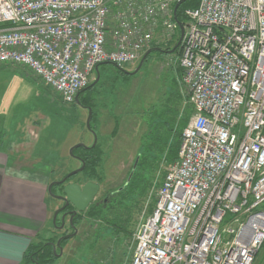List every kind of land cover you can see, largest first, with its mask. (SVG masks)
<instances>
[{"label": "built area", "instance_id": "1", "mask_svg": "<svg viewBox=\"0 0 264 264\" xmlns=\"http://www.w3.org/2000/svg\"><path fill=\"white\" fill-rule=\"evenodd\" d=\"M121 1L0 0V66L74 103L96 66L135 65L178 27L171 0ZM133 5L167 19L153 27ZM121 15L123 37L109 40ZM183 15L177 66L193 113L129 264H253L264 244V0H199Z\"/></svg>", "mask_w": 264, "mask_h": 264}, {"label": "rangeland", "instance_id": "2", "mask_svg": "<svg viewBox=\"0 0 264 264\" xmlns=\"http://www.w3.org/2000/svg\"><path fill=\"white\" fill-rule=\"evenodd\" d=\"M176 2L177 0H171L168 8L173 9ZM128 13L140 17L147 15L154 23L153 27L160 23L158 21L160 17L163 20L167 19L166 12L150 13L144 5H133ZM124 17L126 16H119L116 27L109 33V40L115 39V36L117 39L123 37L120 25ZM179 34V27L165 28L163 33H157L154 44L149 48L171 49L176 44ZM139 36L135 33L130 35L131 38ZM177 56L178 52L166 55L151 52L134 74L125 73L111 63L102 64L99 66L96 83L85 89L78 98L79 101L72 104L60 100L56 92L46 86L41 79L32 76L29 71L11 64L0 66L12 69L25 78L13 74L0 76V109H10L24 98L32 95L35 97L39 89L37 82L55 111L62 118L75 123L77 128L69 138H75L77 131L82 132L83 138H87L90 132L86 127L89 110L83 106L90 104L93 113L90 128L97 135L96 143L101 151V161L94 173L86 171L76 174L71 177L72 182L83 183L92 179L100 186L101 192L115 191L127 185L131 167L138 159L135 173H140L146 183L145 188L148 186L143 197L139 196L141 189L131 192L130 187H127L112 205V210L100 212V218L89 217L90 210L86 209L83 212L79 235L62 245L61 255L56 251L58 256H55L56 260L52 264H129L138 223L147 217L152 203L155 205L158 185L164 172L175 162H170L168 148L180 138L193 113L190 90L182 83V69L177 67ZM136 67L137 65L124 66L122 69L133 72ZM96 78L95 74L91 83ZM90 94V101H85L84 98ZM1 118L3 117L0 115ZM97 126H100L99 132L95 129ZM88 139L83 144L88 146L92 144L91 135ZM79 166L80 162H76L74 166L70 161L68 165L62 166V169L67 167L63 173L66 175ZM47 201L50 211H53L55 200L49 197ZM103 218L113 222L116 218L123 224L126 223L128 234L113 232L112 226L106 224ZM253 264H264V244L255 256Z\"/></svg>", "mask_w": 264, "mask_h": 264}, {"label": "crops", "instance_id": "3", "mask_svg": "<svg viewBox=\"0 0 264 264\" xmlns=\"http://www.w3.org/2000/svg\"><path fill=\"white\" fill-rule=\"evenodd\" d=\"M12 74L24 78L12 69L0 68V76ZM36 84L39 89L35 97L0 109L4 112L0 114V264H27L25 256L32 244L59 235L53 222L54 210L50 211L47 201L49 197L54 200L48 186L65 176L67 167L62 166L80 162L70 153L68 156L69 149L87 142L90 135L93 140L91 132L83 138L80 131L69 138L77 128L75 123L62 118ZM90 98L91 94L84 100ZM95 129L99 132L100 126Z\"/></svg>", "mask_w": 264, "mask_h": 264}, {"label": "trees", "instance_id": "4", "mask_svg": "<svg viewBox=\"0 0 264 264\" xmlns=\"http://www.w3.org/2000/svg\"><path fill=\"white\" fill-rule=\"evenodd\" d=\"M198 3H199V0H186L184 3H182L180 5V7L177 10V19L181 24H183L184 20H185L184 15H183L184 10L187 8H195L198 5ZM153 52H158V51H153ZM174 52L179 53V48L177 51L175 50ZM158 53H162V54L166 55V53H163V52H158ZM137 64H138V62H137ZM137 64H135V66ZM89 85H87L85 88H87ZM85 88L80 90V92H79L80 95L82 94V92L84 91ZM177 94L179 95L178 91H177ZM89 101H87V102H89ZM80 104H81V102H80ZM87 105L89 107H91L89 103H87L85 106H87ZM91 118H92V116H91ZM168 136H170V135H168ZM180 140H181V135H180V138L177 141H174L170 145V147L168 148L167 152L169 153L168 155H170L169 156L170 162H174L177 159V153H178V147L180 144ZM72 154L74 156L80 157L84 161L85 168L82 172L90 171V173H94V171H96V168L100 164V161H101V151H99V147H98L97 143L94 147H91L89 149H85L83 147L75 148V149H73ZM144 163H146V162H144ZM139 164H140V162H139ZM142 168H139V169H142ZM135 170H136V168H135ZM135 170L133 171L132 176L130 177L129 181L127 182L126 188L130 187L131 192H137L138 190L141 189V191L139 192V196L143 197L144 194L146 193V191L148 190V186H146V188H145L146 183L142 179V175L140 173H137V172L135 173ZM80 173H78V174H80ZM163 177H164V175H163ZM163 177H162V180H163ZM162 180H161V182H162ZM161 182H160V184H161ZM159 185H158V187H159ZM153 208H154V206L152 203V206H151L150 210L148 211L149 214L151 213ZM100 212L101 211H95L94 208H91L90 211L88 212V216L94 217V218H100L101 217ZM114 219L116 220L115 222L110 221V220H105L104 218L102 220L104 222H106V224H110L112 226L113 232H125L128 234V227H127L126 223L123 224L121 222V220L116 219V218H114ZM58 236L59 235L52 236L47 240L38 242L37 244H32L30 246V248L28 249L27 255L25 256V258L27 259V264H33L34 262H37L38 264H52L53 262H55L56 258L54 256L52 246L49 242L56 241ZM67 242H68V239L62 241L61 244L65 245Z\"/></svg>", "mask_w": 264, "mask_h": 264}, {"label": "water", "instance_id": "5", "mask_svg": "<svg viewBox=\"0 0 264 264\" xmlns=\"http://www.w3.org/2000/svg\"><path fill=\"white\" fill-rule=\"evenodd\" d=\"M186 0H178L175 5H174V8H173V19L176 21V23L178 24V27H179V30H180V34H179V38L176 42V44L171 48V49H168V50H162L158 47L156 48H150L148 50H146L143 55L141 56L138 64H137V67L136 69L133 71V72H126L124 71L122 68L116 66L118 69L122 70L123 72L125 73H128V74H134L137 72V70L140 68V66L144 63V61L146 60L147 56L153 52V51H158V52H163V53H166V54H170L172 52L175 51V49H177L179 46H180V43H181V39L183 37V33H184V28H183V24H181L178 19H177V10L179 8V6L184 3ZM108 62H104L102 64H107ZM101 64V65H102ZM98 67L99 66H96L95 67V74L97 75V78L91 83L90 86H88L87 88L91 87L92 85H94L96 83V81L98 80ZM85 88V89H87ZM84 89V90H85ZM76 102H78V95L76 96V99H75ZM87 109L89 110V116L87 117L86 119V127L88 128V130H90V132L93 134V142L91 145H85L83 143H77L75 144L74 146H72L70 149H69V153L74 156L72 154V151L73 149L75 148H78V147H83L85 149H89L91 147H94L96 145V142H97V136L95 134V132L90 128V120H91V116H92V113H91V107L87 106ZM76 159H78L80 161V164L81 166H79L78 168L68 172L64 177H62L60 180H57V181H54V182H51L48 186V192L50 195H52L53 197H59V198H62L64 201H65V205H68V204H71L73 207H74V210H73V214L75 212H83L85 211V209L88 207V205L93 201L94 199V196L96 195V193L98 192V184L96 183H93V182H86L85 184L83 185H80L78 183H66L65 185H63L62 187V193L63 195H59V196H54V194L52 193L51 191V188L53 185H62L63 183L66 182V180L71 177V176H74L80 172H82L85 168V163L84 161L78 157V156H74ZM138 162V159L135 160L134 162V165L132 166V169L129 173V176L127 178V181H129L130 177L132 176V173L135 169V166ZM63 208L59 209V210H62ZM55 211L54 214H53V222L55 223V217L57 215V212L59 211ZM62 225H63V221H62ZM70 235H64V236H61L60 238L57 239L56 243L53 244L51 243L52 245V249H53V253H54V256H56V248L59 249V253L58 255H61L62 253V246L60 244V242L64 239H67L69 238ZM57 255V256H58ZM33 264H38L37 262H34Z\"/></svg>", "mask_w": 264, "mask_h": 264}, {"label": "flooded vegetation", "instance_id": "6", "mask_svg": "<svg viewBox=\"0 0 264 264\" xmlns=\"http://www.w3.org/2000/svg\"><path fill=\"white\" fill-rule=\"evenodd\" d=\"M71 177H69L66 180V182L63 183L62 185L53 186L54 189H53L52 193L54 194V196L63 195L62 187L66 183H72V181L70 180ZM86 182H93V183L97 184V182H95L92 179H88L87 181H85L83 183H78V182H74V183H78L80 185H83ZM125 188H126V185H123V186L117 188L115 191H112V192L107 191V190H102V192H101V188L99 186L98 192L94 196L93 201L88 205V207L86 209L90 210L91 208H94L95 211H107V210L110 211V210H112V205L115 203V201L121 195L122 191ZM53 198H54L55 203H56V208L54 209V212L63 208L62 210H59L57 212V215L55 217V228L59 232L58 237H61L64 235H70V237L67 238L68 240L76 239L77 235H79V232L81 229V223H82L84 211L83 212H75L73 214L74 207L71 204L65 205V201L62 198H59V197H53ZM54 212L52 213V216H53ZM62 221H63V225H62ZM67 239H64V240H67ZM64 240H62V241H64ZM61 242H60V244H61ZM61 246H62V244H61ZM56 251L59 252V249L56 248Z\"/></svg>", "mask_w": 264, "mask_h": 264}, {"label": "bare ground", "instance_id": "7", "mask_svg": "<svg viewBox=\"0 0 264 264\" xmlns=\"http://www.w3.org/2000/svg\"><path fill=\"white\" fill-rule=\"evenodd\" d=\"M74 183V182H73Z\"/></svg>", "mask_w": 264, "mask_h": 264}]
</instances>
